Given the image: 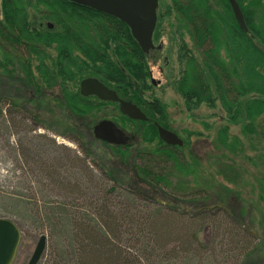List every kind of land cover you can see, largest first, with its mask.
<instances>
[{
	"label": "trees",
	"instance_id": "obj_1",
	"mask_svg": "<svg viewBox=\"0 0 264 264\" xmlns=\"http://www.w3.org/2000/svg\"><path fill=\"white\" fill-rule=\"evenodd\" d=\"M159 1L161 14L154 38L160 36L163 17L174 16L172 26L181 41L178 61L182 70L173 86L189 111L203 103L215 107L220 102L228 123L216 133V148L221 151L215 161L216 174L238 185L243 174L229 155H237L244 146L242 138L231 133V125H240V134L249 142L264 144V0H240L248 32L240 28L228 0H171L164 12L163 1ZM149 60L129 26L111 15L69 0H0V69L15 62L27 69L34 91L41 95L46 90L52 97L51 116L67 119L63 121L67 131L82 138L79 127L93 129L94 122L87 123V117H95L109 105L119 110L117 102L82 95L80 82L86 77L98 78L150 118L135 120L136 129L126 145L92 140L105 148L98 165L113 182L109 191L155 206L154 213L140 214L145 221L137 224L140 234L127 230L129 237L125 238L123 219L109 204L98 207V217L92 220L63 203L45 216L59 233V246L48 264H156L160 256L159 264L171 256H182L185 264H218V245L224 247L226 264H264V237L255 231L253 221L245 219V209L239 213L230 209L227 191L215 193L214 179L198 177L201 159L185 151L190 138L178 146L159 137V125L171 130L172 126L166 105L148 94L155 84ZM10 105L33 116L22 104L13 101ZM114 118L133 121L120 113ZM203 124L211 129L212 123ZM187 134L203 135L191 130ZM135 143L148 146L132 155ZM259 184L264 197V183ZM205 201L210 207L193 211L181 204ZM220 216L225 220L220 221ZM202 220L215 227L209 245L193 230ZM129 238L139 245L134 244L137 252L123 244Z\"/></svg>",
	"mask_w": 264,
	"mask_h": 264
},
{
	"label": "rangeland",
	"instance_id": "obj_2",
	"mask_svg": "<svg viewBox=\"0 0 264 264\" xmlns=\"http://www.w3.org/2000/svg\"><path fill=\"white\" fill-rule=\"evenodd\" d=\"M162 1L164 5L161 11L164 12L165 4H170L171 0ZM160 14L159 11V16ZM174 21V16H164L160 25V36L154 39L156 45L163 46V51L160 60L153 61L149 58L152 80L155 84L148 94L158 97L166 105L168 122L172 130L184 141L190 138L185 151H192L200 157L198 177L214 179L215 193L221 194L227 191L229 193L227 205L235 213L245 209V219L254 222L255 231L262 238L264 237V197L259 181L262 180L264 183V144L249 142L240 134V125H231V133L242 138L244 147L237 155H229V157L240 168L243 178L240 184L234 185L216 174V157L221 155V151L216 148V133L221 125L228 123L227 116L220 102H217L215 107L203 103L189 111L183 97L173 86L182 70V65L178 61L181 41L172 26ZM184 40L189 47H192V41L186 34ZM195 50L194 53L198 54L199 52ZM26 71L27 69L19 62H15L11 67L5 65L3 71L0 69L2 112L0 114V218L12 220L21 232L19 248L12 264H27L42 235L47 238V246L38 264H48L56 247L59 246V233L54 231L52 225L50 226L51 222L45 216L63 203H66L73 213H80L81 216L92 220L98 217L96 214L98 207L105 203L109 204L123 219L121 231L125 230V238L129 237L128 231L131 230L135 236L140 234L137 224L145 222L140 214L154 213L155 206H145L139 200H134L120 191H109L113 182L110 183L106 179L99 166L105 148L99 143L92 142L95 138L93 129L84 125L81 129L79 127L78 131L82 133V138L79 139L78 135L67 131L64 127L67 124H63L67 119L59 118V120L51 116L49 108L51 109L54 104H50L52 97L49 96L48 91L45 90V93L38 95L33 89L31 79L26 76ZM33 74L38 78L37 72ZM13 101L30 108L31 110H28L33 116H28L18 107L14 109L13 105L9 106ZM60 110H57L58 114H61ZM119 113L122 114L120 109L109 105L96 112L95 117H87V123L94 122V126L95 122L102 119H113L125 132L132 135L137 123L134 119L130 122L114 118ZM64 116L67 118L66 115ZM205 122L212 123L211 129L204 126ZM188 130L198 131L203 135L189 137ZM144 146L148 145L132 144L130 152L134 155L138 148ZM150 147L152 148L153 145L148 148ZM221 157L226 160L225 157ZM181 204L191 211L201 206L210 207V202L206 201ZM134 214L136 217L133 216ZM219 218L220 221L225 220L222 216ZM193 230L198 234V239L208 245L212 243L216 232L209 220L198 221ZM129 240L130 238L123 243L126 249L137 252L136 246L139 245ZM170 246H173V243ZM168 250L164 251L167 256H169ZM223 250L224 247L218 245L215 258L218 264H226ZM159 258L156 264L160 263ZM162 264L185 263L182 256L180 259L171 256Z\"/></svg>",
	"mask_w": 264,
	"mask_h": 264
},
{
	"label": "water",
	"instance_id": "obj_3",
	"mask_svg": "<svg viewBox=\"0 0 264 264\" xmlns=\"http://www.w3.org/2000/svg\"><path fill=\"white\" fill-rule=\"evenodd\" d=\"M76 4L92 8L122 20L131 29L133 37L139 43L145 55L153 61L161 57L163 46L153 41L157 24L159 0H69ZM234 16L244 32H248L245 16L237 0H228ZM52 25V23H50ZM80 92L84 96L95 95L103 101L120 104L122 114L131 119L146 120L145 113L133 102L119 97L116 90L110 88L96 77H86L80 82ZM160 138L167 144L183 146L184 140L177 133L159 125ZM94 137L114 144L126 145L131 137L112 119L100 120L93 128ZM21 240V232L16 223L0 218V264H12L16 258ZM47 246V238L42 235L27 264H38Z\"/></svg>",
	"mask_w": 264,
	"mask_h": 264
},
{
	"label": "flooded vegetation",
	"instance_id": "obj_4",
	"mask_svg": "<svg viewBox=\"0 0 264 264\" xmlns=\"http://www.w3.org/2000/svg\"><path fill=\"white\" fill-rule=\"evenodd\" d=\"M238 1V3H239V6H240V8L242 9V11H243V14H244V16H245V13H244V10H243V8H242V5H241V3H240V0H237ZM230 4V3H229ZM230 7H231V4H230ZM231 10H232V7H231ZM159 11H160V1H159V8H158V18H157V25H156V28H155V31L157 30V28H158V23H159ZM233 12V11H232ZM41 26H43V25H41ZM44 27V26H43ZM48 27L49 28H51V29H53L54 28V24H52V25H50V24H48ZM154 31V32H155ZM161 58V57H160ZM160 58H159V60H160ZM154 83H155V81H154ZM111 88V87H110ZM113 89V88H112ZM115 90V89H114ZM117 92V91H116ZM118 93V92H117ZM119 95V94H118ZM92 96V95H91ZM93 96H95V95H93ZM120 97V96H119ZM125 100V99H124ZM113 102V101H112ZM118 103V102H117ZM119 104V103H118ZM139 107V106H138ZM140 108V107H139ZM119 109H120V104H119ZM143 112H144V110L142 109V108H140ZM145 113V112H144ZM145 115H146V117H147V119L146 120H148V119H150L148 116H147V114L145 113ZM134 120H136V119H134ZM139 121V120H138ZM145 121V120H144ZM155 124L157 125V122H155ZM164 127V126H163ZM93 128H94V126H93ZM166 128V127H165ZM123 129V128H122ZM167 129H169V128H167ZM124 130V129H123ZM171 130V129H170ZM126 134L127 135H129L127 132H126ZM129 136H131V135H129ZM184 140V139H183ZM185 142V141H184Z\"/></svg>",
	"mask_w": 264,
	"mask_h": 264
}]
</instances>
